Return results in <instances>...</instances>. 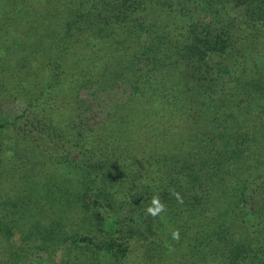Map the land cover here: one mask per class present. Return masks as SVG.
I'll return each mask as SVG.
<instances>
[{
	"label": "trees",
	"instance_id": "16d2710c",
	"mask_svg": "<svg viewBox=\"0 0 264 264\" xmlns=\"http://www.w3.org/2000/svg\"><path fill=\"white\" fill-rule=\"evenodd\" d=\"M5 1L11 4L12 0ZM112 1L48 0L55 9L48 11L46 19L58 23L49 33L52 37L46 53L33 52L28 60L14 65L5 63L7 71L1 81L6 84V93L21 88L20 97L31 100L26 103L36 114L29 139L18 146L26 151L18 160L24 162L26 171L15 177L17 188H0V264H102V257L108 255L113 264H123L139 253L149 264H264V156L249 155V160L259 166L250 176L241 166L247 147L259 150L264 146L259 148L256 136L245 132L250 125L241 118L239 102L230 99L224 103L225 87L220 88L215 77L202 89L190 82L188 88L171 87V92L158 89H168L170 83L150 84L142 79L134 83L133 79L151 72L148 66L152 60H145L147 55L140 52L143 45L139 39L121 49L123 64L114 67L119 69L118 74L108 79L103 74L92 77L94 70L103 73L109 65L103 64L104 69H100L97 62L106 57L112 62L118 52L109 48L107 55L102 54L101 46L109 42L105 34L109 26L121 30L130 21L137 22L141 34L159 33L151 44L159 53H167L158 59L172 55L174 50L181 57L177 64L183 67L186 62L193 64L195 57L202 61L196 52L183 54L185 49L189 51L184 46L194 42L192 34L191 38L181 33L189 32L192 25L180 30L168 24L177 13L176 2L161 0L165 5L163 19L152 21L150 25L156 26L152 30L144 27L147 17L159 16V12L149 9L152 0H135L132 13L117 9ZM188 1L193 2L178 3L185 6ZM127 2L133 5V0H124L125 9ZM4 6V10L0 8V22L2 18L18 17L9 5ZM62 22V36H58L56 31ZM6 28L0 27V31ZM122 32L128 34L126 28ZM72 33L80 41L89 33L90 46L88 53L69 62L66 52L72 44ZM193 39L200 42L196 51L205 48L204 42ZM8 49L2 39L0 62ZM65 60L67 65L70 63L67 68ZM179 71L188 77L196 72L192 68ZM229 79L233 87L242 85L238 78ZM121 82L129 83L132 93L101 121L102 131L113 136L104 142L110 147L98 150L97 130L87 128L82 119L76 120L78 104L83 103L80 94L92 87L113 90ZM144 91L152 94L144 97ZM262 108L258 105L256 113L263 116ZM163 112L167 120L175 119L176 123L162 121ZM260 119L264 128V116ZM202 126L215 131L213 136L202 131ZM163 131L164 138L158 140L157 135ZM151 135L155 137L149 138ZM2 139L5 134L0 131V146ZM17 145L12 147L17 149ZM57 151L62 154L53 153ZM106 152H111L110 156ZM15 157L13 153L11 161ZM56 166L63 169L59 179L53 173ZM40 172L46 173L44 178L39 177ZM0 179L3 181L2 176ZM41 180H46L45 186H41ZM40 186L46 189L43 194L50 203L47 208L42 200L45 197L37 190ZM25 190L27 195H23ZM173 192L179 193L182 203ZM154 195L166 205V211L155 218L146 213ZM257 197L262 198L258 208L254 206ZM168 216L180 225L185 223V230L179 228L182 247L190 251L185 258L177 257L173 247L165 245L166 235L159 234ZM59 252L63 253L61 259L53 260Z\"/></svg>",
	"mask_w": 264,
	"mask_h": 264
},
{
	"label": "rangeland",
	"instance_id": "374dc122",
	"mask_svg": "<svg viewBox=\"0 0 264 264\" xmlns=\"http://www.w3.org/2000/svg\"><path fill=\"white\" fill-rule=\"evenodd\" d=\"M1 1L4 2V0H0V8L2 10L5 9V3L10 6L9 10L18 13V17H16V19L9 18L6 20L5 18H2L0 22V27H9L0 31V41L4 39L9 47L3 56V60L0 62V131L5 134V139L1 140L0 146V176L3 178V181L0 179V188L13 190L17 188L18 185V181L15 177L19 175L21 171H26L23 166L24 162H18L22 154L26 151L22 150L18 146L29 139V130L31 131L33 128V126H31L32 122H35V116L33 114H36V112L35 110L30 109L29 104L26 103L31 101L29 98L24 97L25 101H23L20 97L21 94L18 91H21V88L17 87L15 84L11 83L17 87V90H15L16 93H6V84L4 81V83L1 81L2 74H5L7 71L5 70V63L7 62H11L12 65H14L18 62H22L24 59L28 60L33 56V52H42L44 55V53H46L47 45L51 40L50 38L52 37L49 36V33L55 29L58 21L53 20L50 22L49 19H46L48 11L55 9L53 4H48V0H12L11 4L8 1H5L4 3ZM61 1L66 2L68 0ZM134 1L135 0L132 2V7H130V3L127 2L126 9L123 8L125 7L124 0H115L112 1V4L117 9L120 8L121 10L122 8L125 10L124 12L132 13L134 12V6L136 7ZM136 1L137 3L139 2L138 0ZM178 1L181 0H170V4H172V2H176L177 5H175L177 13L174 14L173 17L175 18L171 22L169 21L168 24L171 28H179L180 30L183 27L186 28L188 25H192L189 32L184 30L185 32H182L181 35L189 37L192 34L191 36H193V38L204 42L205 48H202L200 51H196L200 48V42L190 36L194 43H189L184 46V48H189V51L185 49L183 54L196 52L201 57L202 61H199V59H196L197 57H195L193 64H190L191 62H186L183 67L180 64H177L181 57L177 56L174 50L171 51L172 55L167 54V57L165 56L163 59H158L167 53H159L161 51L155 48V44H151L152 40H155L159 33L156 34L154 32H148V34H141L137 22L133 21L132 23L130 21L128 22L129 24L125 27L123 26L121 30L117 27L113 30V28L109 26L107 33H105L106 39L108 38L107 41L109 42H106L107 44H104L103 47L101 46L103 49L102 54L107 55V51L111 49L118 50V52L115 53L114 58H112V62H109L107 57L102 61L97 62V67L100 69H104L103 64L109 65H106V72L99 73L97 70H94L92 77H98L99 74H103L105 79H108V77H111L113 74H118L119 69L114 67L119 68L123 64V61L120 60L122 55L120 52L121 49H127V47L131 44L129 41L133 42L134 40L138 41L139 39L141 41V45H143V47L139 49L140 52L143 51V54L147 55V59L145 60H152L150 63L147 61L149 63L148 68L151 72L150 74L144 73L139 78L133 79L134 83H137L138 79L145 80L150 84H154L155 82H157V84L170 83L168 89H158H161L160 92H162V90L171 92V87L175 89L185 85L188 88V84H190V82L194 83V87L197 89H202L209 79L215 77L216 83L221 85L219 87H225V89L222 90L225 95L224 103L230 99L237 101V103L239 102L241 109H243L241 118L246 119V124L250 125L247 129L248 131L245 132H247L248 135L253 134V136H256L255 141H258L257 146H259V148L264 146V128L261 126L262 122L260 119L264 116V114L262 116L256 113L258 105L262 106V109L264 110V0H193L194 3L192 1L185 2V6H181V3H178ZM97 2L99 4L100 0H97ZM94 3L95 2L93 1L92 4ZM164 6L163 1L161 0L151 1L149 9H154L156 10L155 12H159V16L147 17L144 21L146 23V26L144 27L154 30L153 28L156 26L152 27L150 23L152 21L158 22L156 18H159L160 20L163 19L162 12L164 10ZM76 19L77 18H74V20ZM142 21H139V23L143 24ZM64 23L65 22H62L58 27V31H56L58 36H62L61 32L63 31ZM130 27L132 29H130ZM124 28H126L128 34H124L122 32ZM111 32H114V34L112 35ZM100 34L101 33H99V35ZM110 34L111 36H109ZM70 35L73 37L70 41L72 44H70L71 47L68 49V52H66V58L69 62H71L72 59L74 60L77 56L88 53V46H90L87 45L89 33L86 34V38L81 41L77 37V34L72 33ZM146 49L149 50V53H147ZM188 55L190 56V54ZM140 60L141 66H143L144 60L142 58H140ZM65 62L66 60L63 63L64 67H69L70 63L67 65ZM113 62H116V64L119 62V65L117 64V66H115L113 65ZM127 64H129L128 61H126V65ZM150 64L155 69V73H152ZM187 68H192V71L196 70V72H194V77H188L187 73H180L179 70H186ZM235 69L236 71H234ZM58 70L61 69H56L55 71ZM51 71H54L52 67ZM61 72L63 73L64 71L61 70ZM13 74L16 76L17 71ZM192 78H194V80ZM229 78L240 79L242 85L233 87ZM91 80L97 79L93 78ZM102 81L104 80L102 79ZM128 84L129 83L121 82L116 89L107 90L106 92L99 91L97 88L92 87L88 91H82L80 94L82 96L83 103L81 105L78 104L79 109L77 111L78 117L76 120L79 121L82 119V124L85 125L86 123L88 125L86 126L87 128L97 130L96 148L98 150L110 147L107 144L104 146V142H108L113 136V133L109 132V134H107L106 131H102V128H100L102 127L101 121L106 114H113V109L118 107L121 102L126 101L130 92L132 93V88ZM95 86H97V84ZM138 91H143V89ZM137 94L139 93L137 92ZM150 94L152 93H148L146 91L143 92L144 97H147ZM137 107L139 106L137 105ZM55 110L59 109L57 108ZM117 110H119V108L115 111ZM167 118L169 117L165 115V112L160 115V119L162 121H173L176 123L175 119L167 120ZM202 129L201 130L204 132L207 131V135L213 136L215 133V131H211L208 127L202 126ZM223 131L228 134V131L226 130H222L221 133ZM165 133L166 131L159 133V135H157L158 140L164 138L163 136H165ZM152 137L155 136H149V138ZM146 138H148L147 133ZM15 143L18 144L17 149L12 147ZM2 144L5 146H2ZM246 149L249 151L244 155L245 158L242 161L241 166H243L246 176H250L256 169H259V166H255L256 163L253 160H249V155L254 157L256 156V153H259V155L264 156V148L259 150L254 149L255 152L253 148L247 147ZM13 153L16 157L11 161L10 158ZM53 153H57L58 156L62 154L58 151ZM105 154L110 156L109 154H111V152H106ZM101 165L102 164L99 165L100 168ZM31 169H33V166ZM62 171L63 169L57 166L54 169L53 173L56 175L55 177L57 179L61 177L60 173H62ZM42 172L39 173L40 178L42 176V178H44L46 175L45 172ZM77 178L78 177L75 179ZM34 180L35 179H31V182H35ZM41 183V186H45L46 180H41ZM41 186L40 189L36 187L37 190H39V195L46 192V189L41 188ZM23 195H27L26 190ZM43 196L45 198H43ZM42 198L47 208L50 203L46 202V194H43ZM261 203L262 198L259 199L257 197L254 199L255 207H260ZM46 208L44 213L45 216ZM48 214H50V212H48ZM186 215L188 217L190 216L188 212ZM183 221L184 220H182V222ZM162 222V228L159 231V234L166 235L164 239L166 242L165 245L173 247L177 257H187V255L190 254V251H188L187 247H182L183 239L180 237L179 241H176L173 240L171 236V233L177 229L179 230V228H182L181 230H185L183 228L185 223L180 225V223L175 222V220L172 221L169 216ZM62 254V252L55 253L52 259H61ZM144 260L145 258L143 254L139 253L134 255L132 261L125 262L123 264H136L135 261H141L142 264H149L148 261ZM101 261L102 264H113L114 260L110 259L108 255L102 257Z\"/></svg>",
	"mask_w": 264,
	"mask_h": 264
},
{
	"label": "clouds",
	"instance_id": "9594fccd",
	"mask_svg": "<svg viewBox=\"0 0 264 264\" xmlns=\"http://www.w3.org/2000/svg\"><path fill=\"white\" fill-rule=\"evenodd\" d=\"M173 195L176 197L178 202L182 203L179 193L173 192ZM165 211H166V205L161 201L158 195H154L150 201V204L146 208V213L155 218ZM171 236L173 240L179 241L180 239L179 230L177 229L173 231L171 233Z\"/></svg>",
	"mask_w": 264,
	"mask_h": 264
}]
</instances>
